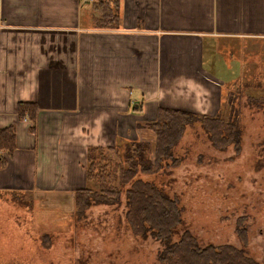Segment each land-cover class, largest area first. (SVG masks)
Wrapping results in <instances>:
<instances>
[{
	"label": "crops",
	"instance_id": "1",
	"mask_svg": "<svg viewBox=\"0 0 264 264\" xmlns=\"http://www.w3.org/2000/svg\"><path fill=\"white\" fill-rule=\"evenodd\" d=\"M94 1L0 0V129L17 141L0 168V264L60 261L69 248L39 235L89 185L87 149L145 140L161 107L215 115L213 63L264 46V0H120L117 28L96 25ZM20 102L39 105L35 132Z\"/></svg>",
	"mask_w": 264,
	"mask_h": 264
},
{
	"label": "rangeland",
	"instance_id": "2",
	"mask_svg": "<svg viewBox=\"0 0 264 264\" xmlns=\"http://www.w3.org/2000/svg\"><path fill=\"white\" fill-rule=\"evenodd\" d=\"M239 48H247L243 62L224 58L213 67L226 83L218 113L226 118L230 113L232 118L239 116L240 151L233 145L216 148L201 122L195 121L170 149L173 159L167 158L158 173L141 176L179 202L182 222L170 242L189 230L201 246L232 244L264 264V107L251 100V96H264V46ZM141 128V138L150 142L153 153L155 134ZM83 209L79 211L75 203L72 211L46 212L52 224L47 222L39 237L50 231L56 248H69L56 264H65L64 258L70 264H165L159 259L165 241L152 232L146 237L133 234L125 195L115 203L91 199ZM57 216L59 223L53 220Z\"/></svg>",
	"mask_w": 264,
	"mask_h": 264
},
{
	"label": "trees",
	"instance_id": "3",
	"mask_svg": "<svg viewBox=\"0 0 264 264\" xmlns=\"http://www.w3.org/2000/svg\"><path fill=\"white\" fill-rule=\"evenodd\" d=\"M93 5L98 12L97 26L117 28L120 25V0H95ZM251 100L259 107H264V96H251ZM39 110L37 103L18 104L19 118H28L30 130L33 132L36 131ZM230 114V117L226 118L222 112L206 115L161 107L158 109L156 120L147 125L155 134L153 153L150 142L140 139L121 138L108 147L90 146L87 149L86 163V179L89 185L76 190L74 194L79 211H83V204L89 205L91 199L115 203L125 195L128 207L126 217L133 234L146 237L152 232L166 242L159 255L163 263L258 264L244 249L232 244L211 243L201 246L189 230H185L177 241L170 242L175 227L182 222L179 202L155 183L141 176L156 174L163 168L164 161L166 163L167 158H172L170 149L177 144L186 126L195 121L201 122L216 148L224 150L233 145L239 152L241 148L239 116L232 118L233 115ZM16 148V126L0 129V168L7 164L8 158ZM262 150L264 152V142ZM239 234L245 241L244 232L241 231Z\"/></svg>",
	"mask_w": 264,
	"mask_h": 264
}]
</instances>
